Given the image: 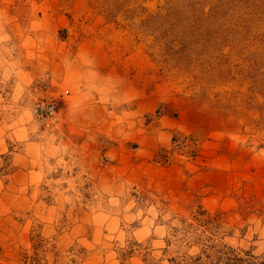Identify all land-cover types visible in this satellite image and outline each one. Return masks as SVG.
<instances>
[{"label":"rangeland","instance_id":"374dc122","mask_svg":"<svg viewBox=\"0 0 264 264\" xmlns=\"http://www.w3.org/2000/svg\"><path fill=\"white\" fill-rule=\"evenodd\" d=\"M0 264H264V0H0Z\"/></svg>","mask_w":264,"mask_h":264}]
</instances>
